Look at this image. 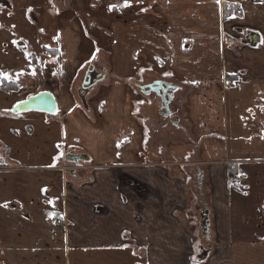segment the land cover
<instances>
[{
  "label": "crops",
  "instance_id": "1",
  "mask_svg": "<svg viewBox=\"0 0 264 264\" xmlns=\"http://www.w3.org/2000/svg\"><path fill=\"white\" fill-rule=\"evenodd\" d=\"M105 2L107 8L117 5L113 10L124 4ZM146 3L137 13L112 19L110 72L98 70L101 78L83 107L72 103L71 95L63 100L47 89L7 104L14 108L33 94L53 92L57 114L32 112L41 116L37 122L47 117L41 125L44 139L62 146L52 147L53 163L36 166L37 174L17 175V187L24 192L10 198L24 203L40 223L37 236L53 219L63 233V248L78 250L67 258L69 264H264V190L254 188L264 185V151L245 131L261 128L264 138V1ZM133 6L129 0L125 8ZM81 30L66 22L60 42L50 47L56 52L48 55L49 61L59 60L58 74L69 83L82 64ZM251 32L252 43L246 40ZM109 74L117 79L111 81ZM157 80L178 85L170 105H186L185 116L172 110L169 116L190 138L191 144L177 150L185 149L186 160L167 157L175 146L169 151L148 141L138 97L162 98L139 86ZM2 112L16 114L13 109ZM0 135L10 150L1 156L20 157L21 149L28 153V143L36 144L34 135ZM44 145L34 149L43 154L51 148ZM70 155L89 160H69ZM69 161L80 170L68 174ZM87 168L83 179L81 169ZM231 175L244 186H233ZM35 241L9 242L1 249L9 264L21 262L11 250L22 248L40 250L38 264H58L49 253L59 244Z\"/></svg>",
  "mask_w": 264,
  "mask_h": 264
},
{
  "label": "rangeland",
  "instance_id": "2",
  "mask_svg": "<svg viewBox=\"0 0 264 264\" xmlns=\"http://www.w3.org/2000/svg\"><path fill=\"white\" fill-rule=\"evenodd\" d=\"M2 1L3 0H0V71L2 74H6L7 78L4 77L5 79L14 80L19 83L21 87L19 91L0 90V133H3L10 139L15 138L19 133L24 137H26V135L30 137L34 135L36 144L32 145L28 143L26 146L29 148L28 153H23L21 149L22 152L19 153L20 157L15 155L1 156L2 153H7L10 150L7 145L8 143L5 142L7 143L5 144L0 140V143L3 144V148L0 147V168L6 166L12 167V169H0V264H9L5 255H3L6 250L1 249L6 243L19 242L22 244L25 241L29 243L33 240H36V245L40 243L47 244L46 242L59 244V247L53 248V252L49 253V259L56 261L58 264H69L67 258H73L74 252L77 253L78 250L75 251L73 249L63 248V233L59 228L55 229L53 219L49 222L50 228L47 227L44 228V230H40L41 235L37 236V227L40 226V223L35 217L27 213V208L24 203L19 200L13 203V198H10L12 194L17 197L24 192L21 186L20 188L17 187V175L23 173L26 179L33 173L37 174L40 168H36V166L41 167L53 163L50 162V156H52L53 153L52 147L54 146L57 151V149H60L62 146L59 142L54 144L55 140L53 139L49 141L51 143L44 139L41 125L46 123L45 119L47 117L40 118L41 122H37V115L40 116L37 112H20L13 114L14 116H10L8 114H3L2 111L7 109L12 112L13 107L6 108V106L11 105L14 99L26 98L32 91L42 89L54 91V93L63 100L66 95H71L72 103L83 107L84 102H88L86 99L87 93L93 89H83L87 74L92 71L93 80L98 83L101 78L98 70L110 72V49L112 42L110 24L112 19L117 16L128 17L131 11L134 13L139 11L137 7H148L149 5L146 3V0H133L135 6L129 9H127L128 7L125 8L122 6L110 11L109 7L107 8L106 0H7L10 5ZM69 21L74 23V27L76 25V29L77 26L78 30L79 27L82 28V64L76 71V74L73 75L71 83H69L68 80H63L58 74V69L60 68L58 67L59 60L55 62L54 59H51V61L48 60V55L56 52L54 51L55 49L50 47L58 45L60 42V33L63 30L64 24ZM71 35H73V32ZM46 61L47 67H44ZM109 75L111 76L109 78L111 81L117 79L112 74ZM138 99L139 102H142V112L144 113H142V122L145 119L148 141H150V143L152 142L151 144L153 146L155 144L162 148L167 147L168 150L172 146H175L176 151L172 149L171 152H166L167 157L171 160H186L185 149L182 152L177 151L182 148L181 145L191 144L190 138L187 136L186 132L182 128L176 127L169 117L161 114V102L158 97L155 99L153 95L150 98H144L140 94ZM170 108L172 112L174 111V114L181 113L183 116L186 115V105L182 107L178 103L177 105L175 103L173 105L171 104ZM32 114H36L35 118ZM21 115L24 116L21 117ZM20 118L24 120H18ZM245 131L247 135L254 137V146L256 143L261 145L260 152H263V129L260 128L258 130L254 126V131L249 128H246ZM20 140L26 143V138H20ZM38 143L46 144L44 146L50 144L51 148L45 149V153L42 154L34 149V147L38 146ZM14 152H16V149H14ZM25 154L28 156L21 157V155ZM191 155L194 154L191 153ZM55 162L56 161H54V163ZM21 166L29 168H27L28 170L24 168L17 170L18 168L16 167ZM67 166L68 174L72 170L74 173L76 170H80L79 167L76 168V164L71 163V161L67 162ZM172 167L179 168L178 166ZM188 168L193 175L197 173L194 167L188 166ZM6 170L9 171V174H3V171ZM84 170L85 169H81L82 173H80V175H83V179H86L88 178L86 172H88L89 169L87 168L85 171ZM261 171L264 173V169ZM71 175L72 174L69 175L70 178H74ZM261 175L263 176V174ZM258 184L259 183L255 184L254 188H256L257 191L264 190V185ZM34 187L37 189L38 184L34 185ZM28 190L29 189H27V191ZM5 204H7V207L4 206ZM15 205L17 208H14ZM262 210L263 208L261 207V211ZM11 251L12 255L15 254L19 257L18 259L21 261L19 264H38V261L35 260L37 253L40 252L38 249L32 250L22 248ZM84 252L91 253L90 250H81V253ZM82 256H86L85 258L91 257L90 254H84ZM70 264L74 263L72 262Z\"/></svg>",
  "mask_w": 264,
  "mask_h": 264
},
{
  "label": "water",
  "instance_id": "3",
  "mask_svg": "<svg viewBox=\"0 0 264 264\" xmlns=\"http://www.w3.org/2000/svg\"><path fill=\"white\" fill-rule=\"evenodd\" d=\"M7 5H10L8 1L3 0ZM254 34L251 32L248 34L246 40L250 43H252V38ZM92 71H90L87 76L84 83V90H88L89 88H93L96 81L93 80ZM141 91L144 93H151L156 92L158 95L161 96L162 101L164 102V107L166 111L163 109L161 110V113L166 115L167 117L172 116V112L170 110V103L174 98V93L179 89L178 85L163 81V80H157L147 85H140L139 86ZM27 111H39V112H45L50 115H55L58 111V102L53 92L51 91H41L37 94L31 95L28 99L21 101L15 105L13 108V113H20V112H27ZM177 124V123H176ZM69 160H77V159H87L89 160V157L86 155H70L68 156Z\"/></svg>",
  "mask_w": 264,
  "mask_h": 264
},
{
  "label": "trees",
  "instance_id": "4",
  "mask_svg": "<svg viewBox=\"0 0 264 264\" xmlns=\"http://www.w3.org/2000/svg\"><path fill=\"white\" fill-rule=\"evenodd\" d=\"M0 74H2L1 71ZM0 81H1V89L3 91H18L21 87L19 86L20 84L17 83L16 81L5 79L3 75H0Z\"/></svg>",
  "mask_w": 264,
  "mask_h": 264
},
{
  "label": "built area",
  "instance_id": "5",
  "mask_svg": "<svg viewBox=\"0 0 264 264\" xmlns=\"http://www.w3.org/2000/svg\"><path fill=\"white\" fill-rule=\"evenodd\" d=\"M249 1H253V0H249ZM262 1H264V0H262ZM230 182L235 187L243 186V181L239 176H232L230 179Z\"/></svg>",
  "mask_w": 264,
  "mask_h": 264
},
{
  "label": "snow or ice",
  "instance_id": "6",
  "mask_svg": "<svg viewBox=\"0 0 264 264\" xmlns=\"http://www.w3.org/2000/svg\"><path fill=\"white\" fill-rule=\"evenodd\" d=\"M122 6L128 7L129 6V0H124V4ZM114 7H117V5H110L109 10L111 11L112 8H114ZM0 75H4V77L7 78L6 74H0ZM4 206L7 207V204H5Z\"/></svg>",
  "mask_w": 264,
  "mask_h": 264
},
{
  "label": "flooded vegetation",
  "instance_id": "7",
  "mask_svg": "<svg viewBox=\"0 0 264 264\" xmlns=\"http://www.w3.org/2000/svg\"><path fill=\"white\" fill-rule=\"evenodd\" d=\"M163 107H164V102L162 101V102H161V110L163 109L164 111H166L165 108H163ZM169 108H170V107H169ZM170 110H171V109H170ZM231 176H235V175H231Z\"/></svg>",
  "mask_w": 264,
  "mask_h": 264
},
{
  "label": "bare ground",
  "instance_id": "8",
  "mask_svg": "<svg viewBox=\"0 0 264 264\" xmlns=\"http://www.w3.org/2000/svg\"><path fill=\"white\" fill-rule=\"evenodd\" d=\"M7 1V0H6ZM235 176H237V175H235Z\"/></svg>",
  "mask_w": 264,
  "mask_h": 264
}]
</instances>
